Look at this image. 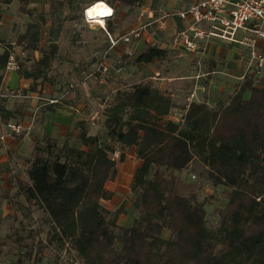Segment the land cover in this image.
<instances>
[{
	"label": "trees",
	"instance_id": "1",
	"mask_svg": "<svg viewBox=\"0 0 264 264\" xmlns=\"http://www.w3.org/2000/svg\"><path fill=\"white\" fill-rule=\"evenodd\" d=\"M0 1L10 4L13 0ZM20 1L24 6L32 2ZM48 1L53 11L45 47L29 65L16 63L18 76L31 80L27 91H42L51 84L49 72L62 27V18L54 11H61L66 2ZM74 1L68 0L69 5ZM96 1L115 11L117 4L135 8L145 0H86L85 8ZM80 2L76 0L78 15L83 13ZM78 15L69 19L77 20ZM45 23L43 15L28 23L17 44L37 50ZM105 24L106 33H112V21L108 18ZM0 44L1 86L13 48L2 38ZM144 46L135 63L167 59V49L145 41ZM256 80L254 73L244 75L238 90L218 107L191 101L180 121L168 117L173 107L170 96L151 83L138 82L129 90H116L105 111L103 139L89 134L83 123L77 146L59 144L44 134L26 169L29 182L15 183V194L45 215L42 247L55 243L57 250L69 249L76 264H264V81ZM59 102L56 98L43 110L54 112ZM22 116V111L0 106L4 124L21 121ZM115 144L131 148L139 160L129 188L135 215L124 225L118 224L121 210L112 211L104 204L114 195L106 183L117 174L116 160L110 156ZM123 159L121 152L119 161ZM194 159L206 168V179L214 187L227 190L215 230L206 225L203 201L180 192V180L174 174ZM163 231L169 235L163 236ZM24 261L19 258L15 264ZM40 261L34 254L30 264Z\"/></svg>",
	"mask_w": 264,
	"mask_h": 264
},
{
	"label": "rangeland",
	"instance_id": "2",
	"mask_svg": "<svg viewBox=\"0 0 264 264\" xmlns=\"http://www.w3.org/2000/svg\"><path fill=\"white\" fill-rule=\"evenodd\" d=\"M64 1L66 3L62 10L54 11L56 16L62 18V27L58 38L57 57L49 72L51 84H45L42 91H30L42 93L38 94L36 99L30 100V109L34 112V116L30 117L33 118L18 121L19 131L7 136V138L20 137L24 140L19 156L25 158L27 163L16 167L21 179L18 180L19 182H29L26 169L35 144L41 142L44 134L56 138L59 144L65 142L77 146V133L80 123H83L89 134H97L103 139L105 111L116 90H129L138 82L151 83L171 96L173 107L168 117L180 121L184 107L191 100L205 101L210 108L218 107L226 104L238 90L244 75L254 73L256 81L259 83L264 81V68L257 71L258 69L251 65L252 61L247 51L237 44L229 45L225 39L207 40L205 49L207 52L209 49L210 54L188 53L182 46L180 30L175 29L173 33V26L169 28L167 25L171 16L161 18L164 14L174 13L171 0H160L158 4V7H163V10L159 11V17L161 16L160 20L163 19V24L160 26L165 28L164 30H158L153 26L156 23V19L151 21L154 15L138 13V8L118 4L115 11L112 8L113 17L109 19L114 26V35L111 33V38L138 32V38L130 37L129 41L116 43L113 47L110 46V38L106 33L105 20L108 18L103 19V24L98 21H88L84 13L88 1L80 2L83 8L82 15H78L80 10L76 12V0L71 5L68 0ZM188 1L190 0H182L185 3ZM21 7H25L26 10L31 9V15L21 11ZM52 11L48 0H32L27 6H24L20 0H13L10 4L0 1V38L10 43L13 48L8 67L16 69L17 62L29 65L33 59L40 56L41 50L45 47V31L51 22ZM74 13L78 15V19L70 20V16ZM40 15L45 16L46 23L42 25L37 50H28L24 44L18 45L17 38L24 32L26 25L36 22ZM143 26L145 27L142 28ZM156 34L159 39L154 40ZM142 41H148L151 45H157L158 42L166 43L169 46L167 59L151 64L135 63L134 59L145 48ZM1 46L3 45L0 44V48ZM72 83L75 85L73 88H71ZM11 91L13 90H10V93ZM56 98L59 99L62 107L64 104L79 105L77 111L59 110L63 118L71 116L68 114L69 111L74 113V121L68 125L67 132L64 128L69 122L58 121L59 113L54 114L52 119L44 118L46 113L42 107H45L49 100ZM16 99L21 100V97ZM36 101L39 104H36ZM47 116L52 115L47 114ZM2 124L0 123V131L4 132L6 129L3 130ZM54 124L58 125L54 126ZM82 148L86 147L82 146ZM115 148L116 151L110 156L116 160L117 174L114 180L106 184L114 195L104 204L112 211L121 210L118 219H121L124 225L129 224L135 215L131 206L129 188L139 161L131 148L117 144ZM121 152L124 154V159L119 161ZM15 156L10 157L11 165L15 164ZM2 172L3 169L0 168V264H15L19 258H24V264H30L34 254L41 257L38 264H76L73 263L75 260L73 251L57 250L55 243L50 247H42L47 232L45 215L15 194L17 185L14 184L8 189V183L3 181L8 180L10 175ZM174 174L180 180V192L192 193L198 200L203 201L206 208V225L215 230L226 203V188L214 187L206 179V168L197 159L181 172ZM168 235L169 232L163 231V236ZM27 251L31 252L30 257L27 256Z\"/></svg>",
	"mask_w": 264,
	"mask_h": 264
},
{
	"label": "built area",
	"instance_id": "3",
	"mask_svg": "<svg viewBox=\"0 0 264 264\" xmlns=\"http://www.w3.org/2000/svg\"><path fill=\"white\" fill-rule=\"evenodd\" d=\"M167 16H177L187 21L180 36L188 53H206L207 40L220 38L248 50L251 65L257 69L264 68V0H193L186 8L164 14L161 18ZM133 36L137 37L138 32L114 39L109 35L110 46L113 47L120 40L127 42ZM73 87L75 85H71ZM4 127L6 130L0 131V142L20 129L18 122H8Z\"/></svg>",
	"mask_w": 264,
	"mask_h": 264
},
{
	"label": "crops",
	"instance_id": "4",
	"mask_svg": "<svg viewBox=\"0 0 264 264\" xmlns=\"http://www.w3.org/2000/svg\"><path fill=\"white\" fill-rule=\"evenodd\" d=\"M159 1L160 0H145L141 6L135 7V8L139 9L138 13H142V14H144V13L148 14L149 13L150 16L154 15L153 16L154 18L151 21L153 22V20L156 19V23L153 26L158 30L159 29L164 30L165 28H162L160 26V24H163V19L160 20L161 16L159 17V11L163 10V7H158ZM171 1H172L171 4H173V7H174L173 11L175 13V12H178V11L186 8L193 0H190L186 3L182 2V0H171ZM153 13H155V14H153ZM167 22H169L167 24V25H169V28H170V26H173V33H175V29L178 31L180 30L179 31V33H180L186 27V24H187L186 20L179 19L177 16H171V18H169ZM108 34L110 35L111 33H108ZM112 35H114V32H112ZM114 37H116V36H114ZM137 38H133V39H137ZM157 38L159 39L158 35L156 34L153 37V39L156 40ZM119 42H123V41L120 40ZM123 43H125V42H123ZM231 43L237 44V43L228 41L229 45H231ZM142 45H144V41H142ZM156 46H159V47L165 48V49H167L169 47V46H167L166 43H161V42H158V44ZM1 50H2V48H0V51ZM209 51L210 50L208 49V52L206 51V53L210 54ZM246 51L248 53V50H246ZM248 56H249V54H248ZM30 82H31L30 79H24L22 77H19L17 72H16V69L10 68L8 66L3 72V79L1 82V86H0V106L6 108L8 110L22 111L23 116L21 118V121L22 120L27 121L28 119L33 118V117H30L32 115L34 116V112H32L30 109V106H31L29 104L30 100L36 99L38 94L39 95L42 94V93L41 94L40 93H32L30 91H27V87H28ZM10 90H13V91H11V93H10ZM19 93L21 95H19ZM168 96H170V95H168ZM16 97H21V100L16 99ZM191 101H195V100H191ZM36 102H37L36 104H39L38 101H36ZM199 102H205V101H199ZM73 103H74V100H73ZM205 103H207V102H205ZM78 106L79 105H77V104H71L69 106L64 104L63 107H62V105L60 107L59 106L56 107L54 112H49L47 110H44V113H46L44 115V118H48V119L51 118L52 119L54 114L59 113V110L65 109V111H67L66 109H73L72 111H77ZM42 108H44V107H42ZM47 114L52 115V116L48 117ZM68 114L71 116H69V117L66 116V118L64 116V118H63V117H61L62 113H59L58 114L59 116H57L58 121H68L69 122V123H66L67 127L64 128L65 131H66V129L68 131V125L71 123V121H74V117H75L74 113H72L70 111L68 112ZM0 123H2V122L0 121ZM55 125H58V124H54V126ZM2 127H3V130H5L4 123L2 124ZM2 127H1V129H2ZM23 143H24V140H23V138H20V137L6 138L4 143L3 142L0 143L1 144L0 145V168L3 169V172H2L3 174L8 173L10 175V178L8 180L3 181V183H8V185H9L8 189H10V186H13L16 183V181H18V180L21 181L20 176H19V170H17L16 167L19 165L23 166L25 163H27L25 158H23L22 156H19V151H20ZM15 154H16V156H15ZM11 156L16 157L14 160V163H15L14 165L10 164V157ZM122 223L123 222H121V219H118V224L122 225Z\"/></svg>",
	"mask_w": 264,
	"mask_h": 264
},
{
	"label": "clouds",
	"instance_id": "5",
	"mask_svg": "<svg viewBox=\"0 0 264 264\" xmlns=\"http://www.w3.org/2000/svg\"><path fill=\"white\" fill-rule=\"evenodd\" d=\"M110 11L111 10L106 5L100 3V4H96L94 7L89 8L87 10L86 15L87 18L94 19L97 16H105L104 13H110ZM98 22L103 24V21H98Z\"/></svg>",
	"mask_w": 264,
	"mask_h": 264
},
{
	"label": "bare ground",
	"instance_id": "6",
	"mask_svg": "<svg viewBox=\"0 0 264 264\" xmlns=\"http://www.w3.org/2000/svg\"><path fill=\"white\" fill-rule=\"evenodd\" d=\"M100 3L106 5V6L111 10L110 13H109L108 15H105V16H97V17H95L94 19H89V18H87V15H86L87 10H88L89 8H91V7H94L96 4H100ZM84 13H85V17L87 18L88 21H103V19H105V18H110V17L113 16V9H112V7H110V6H109L107 3H105L104 1H96V2L92 3L90 6L86 7L85 10H84Z\"/></svg>",
	"mask_w": 264,
	"mask_h": 264
},
{
	"label": "snow or ice",
	"instance_id": "7",
	"mask_svg": "<svg viewBox=\"0 0 264 264\" xmlns=\"http://www.w3.org/2000/svg\"><path fill=\"white\" fill-rule=\"evenodd\" d=\"M109 13H104V15H108Z\"/></svg>",
	"mask_w": 264,
	"mask_h": 264
}]
</instances>
